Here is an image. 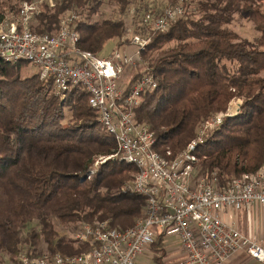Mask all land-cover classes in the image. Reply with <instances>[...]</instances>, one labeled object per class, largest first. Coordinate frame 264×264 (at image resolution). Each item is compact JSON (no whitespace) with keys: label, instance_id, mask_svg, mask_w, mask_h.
<instances>
[{"label":"trees","instance_id":"trees-1","mask_svg":"<svg viewBox=\"0 0 264 264\" xmlns=\"http://www.w3.org/2000/svg\"><path fill=\"white\" fill-rule=\"evenodd\" d=\"M22 1L0 0V19L6 12L17 13ZM54 1L42 4L31 22L33 31L54 34L64 16L76 13L82 50L102 56L110 41L116 48L130 44L122 39L132 0H113L119 16L109 19L96 17L109 0ZM170 1L166 8L182 0ZM181 4L184 13L165 31L144 17L159 16L166 8H134L133 33L150 41L127 86L146 73L154 76L157 87L141 95L135 118L149 125L154 148L164 156L168 150L177 155L202 122L242 100L238 113L226 116L194 151L193 181L203 177L224 189L232 179L264 166V0ZM241 10L249 12L259 31L254 40L229 27ZM29 64L0 60V264H17L22 253L81 254L91 248V240L74 242L60 229L95 218L125 229L145 214V198L122 190L136 173L135 165L116 155L91 171L96 156L115 154L117 145L85 89L75 87L60 98L38 72L23 74ZM166 236L159 231L149 246L154 264H166Z\"/></svg>","mask_w":264,"mask_h":264},{"label":"built area","instance_id":"built-area-1","mask_svg":"<svg viewBox=\"0 0 264 264\" xmlns=\"http://www.w3.org/2000/svg\"><path fill=\"white\" fill-rule=\"evenodd\" d=\"M44 2L55 3L24 0L17 13L3 14L0 60L33 64L41 79L52 82L53 92L60 98L75 87L85 89L89 103L100 113L101 123L115 137L117 152L112 157L118 155L137 169L123 189L145 198V214L125 229L98 220L71 231L75 242L93 243L81 254L30 257L22 253L17 264H137L138 256L159 231L175 236L185 251V258L170 264H225L238 252L264 264V246L223 216L231 210L264 206V166L232 179L224 189L203 177L193 181L195 149L210 130L221 127L226 116L238 113L240 99L233 100L226 112L202 122L183 150L175 156L168 150L166 157L155 150L156 137L149 125L135 118L141 95L157 87L154 76L146 73L130 88L128 83H121L126 68L141 61L140 51L150 38L134 34L129 27L123 41L130 40L133 51L115 49L107 57L98 56L80 47L76 13L64 16L54 34L33 31L31 22ZM184 9L178 4L156 17L147 13L144 21L165 31Z\"/></svg>","mask_w":264,"mask_h":264},{"label":"rangeland","instance_id":"rangeland-1","mask_svg":"<svg viewBox=\"0 0 264 264\" xmlns=\"http://www.w3.org/2000/svg\"><path fill=\"white\" fill-rule=\"evenodd\" d=\"M188 0H182L181 2H186ZM170 0H132V3L130 4L127 12H126V20H127V26L128 28L131 27L134 29V27L132 26L131 20L133 19L132 17L134 16L133 13L134 11H136V9L134 8H138L139 12L145 8H149V7H153L155 9L162 10V8H166L170 3ZM179 2V0H178ZM181 2H179L178 4H181ZM177 4V5H178ZM102 9L100 10V15H97V18H117L119 16V10H118V6L117 4L113 1V0H109L108 2L104 3V5L101 7ZM232 22L229 24V27L233 30H235L241 37L250 39V40H254L259 36V31H257V29L255 28L254 23L251 21V19L249 18V12L247 10H241L240 12L236 13L234 18H232ZM133 31V30H132ZM127 34H125L124 36H126ZM123 36V38H124ZM123 40V39H122ZM118 44L115 41H110L107 43V45L105 46L104 51L100 54L102 55L101 57H107L109 55L112 54L113 50L115 49H119L121 51V53H123V51H128L131 49V51L134 50V48H131V44H129L127 46V44H124L122 46H120L119 48H116ZM140 63V62H138ZM140 66V65H139ZM133 68L129 69V67L126 68L125 73L122 76L121 79V83L125 82L126 85L127 83L130 81V79L132 78L133 74L135 73L136 69H138V64H136L135 66H132ZM135 67V68H134ZM38 68L36 66H34L33 64H29L24 70H23V74L24 75H30L33 74L35 72H37ZM242 102V100H239ZM69 115V113H68ZM116 152H117V148H116ZM112 154L110 155H100L98 154L96 156V158L93 160V163H91V166L93 167V169H91L92 172H95L96 170H98L99 166L107 159L111 158ZM90 166V167H91ZM133 176V174H132ZM216 183V181H214ZM127 183H129V181H127ZM125 183V184H127ZM123 192H127L124 191L123 187H122ZM254 207V206H253ZM256 208L251 209V213L249 217L251 222H249L250 224H252V221L255 224V229L254 226L251 225V227L248 226H239V224L237 225V227L245 232L246 234L249 235H253L254 237H256V239L264 246V211L262 209H259V207H264L261 205H257L255 206ZM248 210V209H247ZM233 210L229 211L232 212ZM246 211V210H245ZM224 218H225V214H223ZM233 219V218H232ZM99 219L95 218L91 223H95L96 221H98ZM108 221V220H105ZM234 222V221H233ZM108 223L110 224V221H108ZM236 223V222H235ZM83 225V224H82ZM243 227V228H242ZM80 227H73V228H63L60 229V234L64 237H67L68 239L74 241V239L72 238V232L76 229H79ZM75 242V241H74ZM7 260V259H6Z\"/></svg>","mask_w":264,"mask_h":264},{"label":"crops","instance_id":"crops-1","mask_svg":"<svg viewBox=\"0 0 264 264\" xmlns=\"http://www.w3.org/2000/svg\"><path fill=\"white\" fill-rule=\"evenodd\" d=\"M255 209L256 207L252 206L251 208H247L245 210L241 211H232V212H227L225 214V218L236 222L235 224H239V226L244 225L245 227H251V225L254 226L255 229V224L252 221V224L249 216L251 213V209ZM259 209H262L264 211V207H259ZM233 218V219H232ZM243 228V227H242ZM245 233V232H244ZM249 235V234H248ZM165 249L167 252V256L165 257V262L166 264L173 263L175 261H178L180 259L185 258V251L183 250L179 240L173 236V235H167L165 238ZM5 264H14L11 262H4ZM137 264H154V259H153V253L150 251L148 248L143 254L138 256L137 258ZM225 264H261L258 261H255L252 259L250 256H248L245 252H238L231 256Z\"/></svg>","mask_w":264,"mask_h":264}]
</instances>
